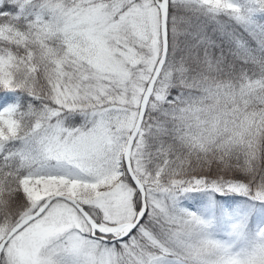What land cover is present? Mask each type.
Wrapping results in <instances>:
<instances>
[{"label":"snow or ice","instance_id":"1","mask_svg":"<svg viewBox=\"0 0 264 264\" xmlns=\"http://www.w3.org/2000/svg\"><path fill=\"white\" fill-rule=\"evenodd\" d=\"M0 264H264V0H0Z\"/></svg>","mask_w":264,"mask_h":264}]
</instances>
